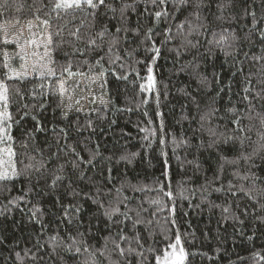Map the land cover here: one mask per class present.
I'll return each instance as SVG.
<instances>
[{
  "label": "snow or ice",
  "instance_id": "6c2138e0",
  "mask_svg": "<svg viewBox=\"0 0 264 264\" xmlns=\"http://www.w3.org/2000/svg\"><path fill=\"white\" fill-rule=\"evenodd\" d=\"M241 2L244 6L239 18L251 17V27L243 33L236 27H232L233 24L239 25L237 15H230L228 18L224 16L225 10L233 8V0H225L223 3L216 4L219 15L210 13L211 19L205 12L211 9L212 0H207V2L206 0H171V12L168 10L169 0H143V13L137 15L135 27L130 26L129 11H137V0H132L131 3L125 2V0H31V3H28L27 0H0V17H2L0 20V43L19 46V52L15 55L21 62L20 70L12 67L10 63L5 65L8 72L12 74L10 78L24 81L35 74L41 78L58 77L57 92L61 97L68 91L65 76L73 79V91L81 87L84 79L92 83L100 81V87L103 88L107 83V74L115 71L111 67L112 65L120 62L118 66L121 69H126L125 63L122 62L124 58L119 55V52L123 42L128 39V33L132 32L138 37L142 35L141 42L150 44L146 50L153 53L151 64L147 67L146 83L141 84L140 88L145 92L156 89L157 109L160 104V91L157 88L153 65L160 57L161 47L172 41L178 42L177 46L171 49L177 58L185 53L192 55V60L183 65L180 71L192 69V74L197 82V93L202 90L211 92L213 82L220 85L218 71H214L212 73L213 80H209L206 75L200 73L199 69L206 58L215 59L218 53H223L224 63L230 61L231 67L235 69L231 72V76L236 77L240 74L242 77L243 94L241 99L245 102L244 109L233 106L227 108L224 115H220L216 97L220 95V92H224L225 88L220 87L215 96H210L203 102L193 96L191 92L182 89L181 91L195 108V115L191 117L190 123L195 122L197 127L191 129V136L181 133L178 137L174 133L170 135L163 133L164 114L157 111L156 114L161 117L158 125L161 136L156 143L160 147L159 158L162 159L164 165L161 176L165 179L161 181L160 178H156L153 181V186L149 187L139 180L133 183L126 171L117 170V175H113V168L109 166L113 157L104 156L100 151L99 143H95V146L90 148L87 143L78 142L83 145V151L87 154L86 159L77 151L76 146L68 143V131L64 128L59 129L60 134L56 138L57 146L51 155L45 157L43 151L34 149L40 159L37 160L35 156L28 157L29 163L23 164L22 169L18 168L17 152L14 147L16 137L12 135L13 126L19 125L25 117H30L34 122V130H25L20 142V147L28 149L29 142L35 140L36 132L45 130L35 112L44 110L48 101L43 91L32 92L33 97L42 99L38 108L35 103L30 105L25 102V93L20 88L10 89L9 84L0 79V144L6 145L0 148V182L24 178L31 183L33 173H36L35 182L39 184L47 174L51 177L48 183L50 190H56L62 185H66L63 188L66 196L73 199L81 195L86 196L98 210L89 217L87 232L80 231L81 227L85 226L84 220L81 219V213L85 211L83 206L78 202L61 204V197L56 196L53 207L59 206L62 213L60 223L75 229V235L68 231V228H63L54 229L51 235L44 233L45 243H41L39 236L35 237L33 245L35 251L32 248L24 249L23 257L19 251L14 252V256L21 264L25 257H28L32 264H45V256L48 257L47 264H53V258L60 264H64V257L60 255L59 251L61 249L69 255L72 264H152V260L155 261V264H192L190 257L201 255V253L190 252L185 248V237L181 235L179 227L175 228L174 235H168L173 231L169 225H177V217L186 216L182 204H178V201L188 200L189 206H192L191 195L185 196L186 192L191 194L200 191L202 200L207 199L204 193H207L208 196L212 192L231 196L236 201L235 208L231 201L226 205L209 202V206L210 208H221L224 220L232 219L241 226L245 223L243 219H240L241 215L246 218L257 211L264 213V175L260 174L264 172V12L258 17L256 10L251 8L247 0H241ZM149 4L159 10L150 12ZM12 10L17 13H24L26 10L31 18H26L24 23H21L19 17L8 19ZM184 12H187V15L175 24L174 28L169 24L164 29L163 39L160 41V46H157L156 40L153 38L154 34L160 35L156 32L157 24L169 19L175 20L177 13ZM141 15L147 16L149 19L154 18L157 23L145 28L141 24ZM217 21L223 23H217ZM225 23L229 26L224 27ZM25 28L28 32L26 38L24 37ZM34 29H40V32L37 33ZM9 36H12V39H9ZM253 36H257L260 40V44L257 45L260 51L259 55L251 53V46L256 44ZM201 38L204 39L203 44ZM66 48L69 51H65ZM202 48L203 51H201ZM123 51L127 57L131 58L134 57L136 49L128 51L127 48H124ZM3 56L5 60H11L7 51L3 52ZM58 56H62L65 62L61 63L57 59ZM73 57H84V59L74 60ZM136 63L142 62L136 61ZM74 64L77 66V71H73ZM106 64L109 67H105ZM80 65L86 66L89 72H94V74L89 76L88 72L79 71ZM246 65L250 66L246 68ZM127 68L139 76L138 70L131 64L127 65ZM95 69L99 70L95 71ZM119 79L126 80L127 75L120 76ZM39 86L41 89L44 88L43 83ZM164 87L166 89L167 85ZM228 88H231V81L228 82ZM14 97L18 99L14 101ZM13 102L17 103L18 110L21 112L20 119H16L9 110ZM101 103L107 106L111 101L102 100ZM142 103H147V101H142ZM71 107V104L67 105L68 109ZM228 117H235L230 121L234 125L231 134H226L225 130H221L219 123H213L214 120H227ZM62 118L68 119L67 110L63 112ZM184 119L188 120L189 117L185 116ZM244 119L250 121L249 125L243 124ZM252 121H257L259 127ZM152 123L153 121L150 119L149 126L144 127L142 131L145 133L143 140L147 142L144 147L154 151L153 138L156 136V128L151 127ZM87 126L92 132H95L91 120L87 122ZM56 128V125H52L53 131ZM254 129L257 136L255 141L250 134ZM77 131H80L79 127ZM205 136L207 139H204ZM88 139L91 142V138ZM194 139L198 142L193 143ZM169 145L173 155L178 149H193L197 154L201 151H215L220 162L212 170V178L210 180L206 178V183L202 184L199 189L185 187L186 184L191 183L190 177L177 180L174 188L173 178L180 173L174 171L172 165L168 163L169 153L166 149ZM225 146L232 151L231 158L224 154ZM62 152L64 162L55 163V166L49 170L48 164L53 161L58 162L62 158L60 155ZM23 155L27 156V153L25 152ZM139 156V152H133L121 155L119 160L132 164ZM175 159L178 162L177 167L180 169L186 163L193 165L196 169L200 168L198 159L188 160L187 153L183 158L175 155ZM103 161L108 163L101 168L100 165ZM69 166L72 170L71 175L65 172ZM228 167L234 169L231 175L241 181L239 185L233 184L231 180L228 181L227 186L224 185L222 177ZM242 168L243 171H241ZM114 180H117V183H113ZM81 183L91 186L95 191L85 192L83 189L73 186ZM217 183H219V187H211V191H209V187ZM0 190L10 191V188L5 185ZM28 191L30 193L32 188L30 187ZM148 193L155 194L154 198L145 195V198L141 199L138 195ZM241 197L254 202L257 208L250 209L249 205L241 207L239 203ZM24 199L25 196L22 195L13 198L10 203L16 204ZM133 203L135 207H130L129 205ZM145 204L148 206L145 207ZM69 209L73 214H70ZM165 209L168 211V217H165L161 224L157 217ZM30 211L31 219L42 225L41 232L43 233L44 226L41 219L43 209L39 205H34ZM53 215L55 214L53 213ZM101 218H103V229L108 233L103 236L100 235L101 229H97L96 233L92 231V220L95 219L96 223H101ZM256 219L264 223V215L257 216ZM157 228L166 244V247L162 249L156 246L159 243L155 239ZM61 231L65 235H61ZM240 235H244L243 230ZM65 237L70 242H66ZM247 239L250 241L253 237L248 236ZM93 240L96 243H90ZM46 245L49 250L44 252ZM216 251L219 253L221 249ZM202 255L206 256L207 253ZM257 255L259 253H253V256ZM239 259L243 260L244 258ZM260 259L264 260V255H261Z\"/></svg>",
  "mask_w": 264,
  "mask_h": 264
},
{
  "label": "trees",
  "instance_id": "16d2710c",
  "mask_svg": "<svg viewBox=\"0 0 264 264\" xmlns=\"http://www.w3.org/2000/svg\"><path fill=\"white\" fill-rule=\"evenodd\" d=\"M31 3V0H27ZM125 2L131 3L132 0H125ZM207 2V0H206ZM225 2V0H212V7L210 10H206L205 14L215 13L219 15L216 9V4ZM251 8L256 10L257 16L259 17L262 12H264V0H247ZM137 11H129V16L131 20L132 27L136 26V19L139 13H143L144 3L143 0H137ZM244 5L241 0H233V8L227 9L224 12L225 18L230 15H237L239 19V25L233 24L232 27H236L238 31L243 33L247 28L251 27L250 20L251 17L247 19L239 18L242 15L241 9ZM149 11L153 12L159 10L154 8L152 5H148ZM169 12L172 11L171 0H169L168 5ZM187 15V12L177 13L175 20L169 19L166 21H161L157 24L156 32L160 35H155L153 38L156 40L157 46H160V41L163 39L164 29L171 24L173 28L175 24L179 23ZM19 17L21 23L25 22V19H30L31 16L28 15L25 10L24 13H17L14 10L8 15V19H13ZM2 20V17H0ZM141 24L143 27H151L153 24L157 23L155 19H149L147 16H140ZM217 23H223L217 21ZM224 27H228V24H223ZM55 27V25H54ZM218 30V29H217ZM37 33L40 29H34ZM28 36L27 29L25 28L24 37ZM210 38V37H208ZM12 39V36H9ZM256 41L255 45L251 46V53L259 55L260 40L257 36H253ZM143 36H136L134 33H128V39L123 42L122 48L119 55L123 57V61L126 65V69H121L118 65H112L111 67L115 69L114 72H109L107 74V83L103 88L100 87V81L95 83L84 79L81 87L76 88L75 91L72 89L74 83L73 79L65 76L67 81L68 91L61 97L58 92V77H47L41 78L38 74L28 77L24 81H19L17 78H10L12 74L8 72V68L5 66L10 63L12 67L20 70L19 58L15 55L19 52V46L15 44L4 45L0 43V79L5 80L10 89L20 88L22 92L25 93V102L30 105L35 103L37 108L42 98L33 97L32 92L43 91L45 97L47 98V106L44 110L35 112V110L30 109L35 112L38 119L43 124L44 131L36 132L35 140L29 142V148L24 149L20 147V142L23 138V132L25 130H34V122L30 117H25L19 125H14L12 130V135L16 137V143L14 145L17 152V167L22 169L23 164L29 163L28 157L35 156L37 160L40 159L39 154L34 149H40L43 151L44 156L47 157L52 154L56 149V138L60 134L59 129L64 128L68 131V143L77 147V151L84 155L87 159V154L83 151V145L78 142L87 143L90 148L95 146V143L101 145L100 151L104 156H112V163L109 165L113 168V175H117V170L120 172H127V175L132 179L133 183L137 180L149 187L153 186V181L156 178H160L163 181L165 178L161 176L164 170V165L162 159L159 158L160 147L157 146L156 141L159 140L161 136V131L158 127L161 117L157 115V111L164 114V129L165 134H176L178 137L183 133L185 136H191V129L197 127L195 122L190 123V119L195 115V108L191 104L188 97L184 95L182 89H186L191 92L193 96L197 99L206 101L208 97L215 96L216 92L220 87L225 88L224 92H220V95L216 97L217 107L220 108V115L225 114L227 108L235 106L238 109L245 108V102L241 99L242 96V77L238 74L236 77L231 76V72L235 69L231 67V62L224 63L223 53H218L215 59L206 58L202 62V67L199 69L200 73L206 75L209 80H213L212 73L218 71L220 73V85H216L213 82L212 91L196 92L197 82L192 74V69H187L186 71H180V68L190 60H192V55L185 53L180 58H177L175 53L171 50L177 46V41L169 42L167 45L161 47L160 57L156 60V64L153 65L154 74L157 80V88L160 91V104L157 109L155 103V92L153 89L151 92L142 91L140 88L141 84L146 83L148 76L147 67L151 64V58L153 53L147 51L146 49L150 47V44L142 43ZM23 42V41H21ZM201 43H204V39L201 38ZM206 46V45H205ZM127 48L128 51L136 49L134 57H127L126 53L123 51ZM106 50V49H105ZM7 51L10 61L5 60L3 52ZM69 51V49H65ZM203 51V48L201 49ZM61 63H64V58L62 56L57 57ZM73 59L83 60L84 57H73ZM92 59V57H89ZM199 59V57H198ZM31 60V58H30ZM136 61H141L142 63H136ZM131 64L135 67L139 76L132 72L127 65ZM250 65H246V68ZM105 67H109L107 64ZM99 69H95L98 71ZM73 71H77V66L74 64ZM79 71L88 72L89 76L93 75L94 72H89L86 66L80 65ZM255 71V69H253ZM131 73V74H129ZM7 74V75H6ZM127 75L126 80L119 79L120 76ZM231 81V88H228V82ZM44 84V88H40V84ZM164 85H167L165 89ZM87 86V87H85ZM165 92L167 95L165 96ZM229 97H231L229 99ZM18 99L14 97V101ZM111 101L107 106L101 103V101ZM147 101V103H142V101ZM63 101V103H61ZM79 101V103H77ZM71 104V109L67 108V105ZM60 105V107H57ZM259 108V105H258ZM79 109V111H78ZM118 109V110H117ZM130 109V110H129ZM16 119H20L21 112L18 110L17 103L13 102L9 109ZM68 111V119H63L62 114L64 111ZM147 113V115H145ZM254 115V114H253ZM188 116L189 119H184ZM153 123L151 127L156 128V136L153 138V150L146 149L144 145L147 143L143 140L145 133L142 131L144 127L149 126V120ZM235 117H228L227 120H214L213 123H219L221 130H225L226 134H231V130L234 125L230 122ZM92 121V128H95V132L87 126V122ZM115 121V123H112ZM250 121L248 119L243 120L244 125H249ZM257 127L259 124L257 121H252ZM52 125H56L55 131L52 129ZM79 127L80 131H77ZM103 130V131H101ZM252 139L255 141L257 139L255 129L250 133ZM91 138L89 142L88 138ZM204 139H207L205 136ZM195 139L193 143H196ZM63 144V141H61ZM2 146H6L1 144ZM169 153L168 163L172 165L174 171L179 172V175L173 178V187L177 180L191 178V183L186 184L185 187L192 189H199L202 184L206 183V178L210 180L213 175V169L218 165L219 157L213 150L201 151L197 154L193 149H178L175 155H179L182 158L187 153L188 160L198 159L200 163V168L196 169L193 165L185 164L182 169L178 168V162L175 159V155L171 152V146L166 149ZM67 151V149H65ZM224 154L229 156L233 155L232 151L228 149L227 146L223 149ZM27 153V156L23 155ZM139 152L140 156L132 164H127L126 161L119 160L121 155H126L128 153ZM61 159L53 161L48 164V169L51 170L55 163H63V152L60 154ZM23 163H20V162ZM107 161H103L100 165L101 168L107 164ZM259 163V161H257ZM71 167L65 169V172L71 175ZM234 171L233 168H226L225 174L222 177L223 183L227 186L229 180L233 184L239 185L241 181L231 175ZM243 171V168L241 169ZM91 174V173H89ZM264 175V172L260 173ZM36 173H33L32 182L29 183L28 180L20 178L16 181H3L0 182V189H3L5 185L10 188V191L0 190V264H21L20 261L14 256V252L19 251L21 256H24V249L32 248L35 244V237L39 236L41 243L46 242V236L53 234L54 229L68 228V231L75 235V229L68 227L66 224L60 223V217L62 215L59 210V206L53 207V201L56 196H60V203L67 205L69 203H79L83 206L84 210L81 213V219L84 220L85 226L81 227L80 231L87 232V225L89 223V217L92 213L97 212V208L86 196H78L72 198L64 194L63 188L66 185H62L59 189L50 190L48 183L51 177L45 175V178L41 179L39 184H36L35 177ZM74 179V177H73ZM113 183H117L114 180ZM246 183V182H245ZM78 189H83L85 192H94L95 189L86 184L73 185ZM118 186V184H117ZM32 188L29 193L28 189ZM219 187V183L209 187ZM45 193H47L45 195ZM25 196L24 200L18 201L16 204H11L10 201L15 197ZM141 199L145 198V195L152 196L154 198L155 194H138ZM191 195V207L189 206V201L184 200L182 202L178 201V204H182V209L186 213V216L177 217V225H169L173 229L168 235H174L176 227H179L180 233L185 237V248L190 252L196 251L201 253L195 257H190L192 264H264V260L260 259L261 255H264V223L259 222L256 217L264 215L259 211L254 214H250L248 217L240 216V219L245 221L244 225L241 226L238 222L232 219L224 220L222 218L221 208H210L209 202L217 205H226L228 202L233 203V208H235L236 201L233 200L231 196H225L218 192H212L210 196L204 193L207 197L206 200H202V194L200 191L195 193H185V196ZM239 195V194H238ZM240 206L244 207L249 205L251 208H257L254 202H250L247 198L241 197L239 200ZM34 205H39L43 209V216L41 217L44 226V232H41V224L36 223L31 219V209ZM199 207H196V206ZM130 207H135V204L129 205ZM148 205L145 204V207ZM70 214H73L69 209ZM53 213L55 215H53ZM168 217V211L165 209L162 211L157 219L161 224L164 222V218ZM103 218H101V223H96L95 219L92 220L93 233H96L97 229H101L100 235H107V231L103 229ZM243 230L244 235L241 236L240 232ZM194 233V234H193ZM193 234V235H185ZM61 235H65L61 231ZM252 236V240H248L247 237ZM66 242H70L65 237ZM156 241L159 243L156 245L157 248L162 249L166 247L163 240V236L157 228V234L155 237ZM90 243H96V241H90ZM221 249L218 253L216 250ZM48 246H45L44 252H47ZM60 255L64 257V264H72V260L69 255L65 253L62 249L59 250ZM207 253V255H202ZM253 253H259L257 256H253ZM43 255V252L41 253ZM239 258H244L240 260ZM151 260V256L149 257ZM45 264H47L48 257H44ZM23 264H32V261L25 257ZM53 264H60L53 258ZM152 264L155 261L152 260Z\"/></svg>",
  "mask_w": 264,
  "mask_h": 264
},
{
  "label": "rangeland",
  "instance_id": "374dc122",
  "mask_svg": "<svg viewBox=\"0 0 264 264\" xmlns=\"http://www.w3.org/2000/svg\"><path fill=\"white\" fill-rule=\"evenodd\" d=\"M40 51H42V49H39ZM31 61V60H30ZM4 146L1 147V144H0V148H3Z\"/></svg>",
  "mask_w": 264,
  "mask_h": 264
}]
</instances>
